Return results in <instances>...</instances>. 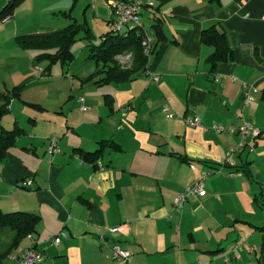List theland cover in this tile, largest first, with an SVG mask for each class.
Listing matches in <instances>:
<instances>
[{
	"label": "crops",
	"instance_id": "0c3cea01",
	"mask_svg": "<svg viewBox=\"0 0 264 264\" xmlns=\"http://www.w3.org/2000/svg\"><path fill=\"white\" fill-rule=\"evenodd\" d=\"M140 1L145 4L141 21L145 15L152 40L156 42L152 25L157 19L165 39L154 50L152 44L146 65L150 74L159 76L158 82L142 71L126 83L103 81L101 86L112 85L104 90V103L113 113L100 117L102 132L85 140L68 117L66 129L60 122L61 128L45 135L43 145L15 150L20 159L8 151L0 189L15 195L16 202L0 204V209L39 216L36 233L25 238L30 242L23 248L20 243L11 254L33 248L44 256L40 264H218L239 258L237 245L223 242L232 230L235 200L246 206V169L257 163V157L248 154L264 152V0ZM74 2L23 0L1 22L12 25L13 36L63 32L44 21L31 22L51 14L71 24L76 21L71 15ZM20 14L29 22L24 28L18 27ZM209 28L223 33L232 50L231 58L213 70L207 59L214 48L200 38ZM92 63L93 74L103 79L101 66ZM243 83L253 98L247 103ZM129 103L134 108L126 111ZM166 106L179 118L167 119ZM184 117H198L202 125L187 126ZM244 122L262 135L254 141L246 138L243 146L238 134L210 129L213 124L237 129ZM51 138L59 153L47 152ZM102 142L95 164L82 162L74 152H94ZM11 161H17L18 168H11L13 174L7 177ZM26 180L30 188L17 185ZM197 181L205 194L176 206L175 199ZM60 234L65 237L53 245L50 238ZM113 245L130 251V256L114 257Z\"/></svg>",
	"mask_w": 264,
	"mask_h": 264
},
{
	"label": "rangeland",
	"instance_id": "374dc122",
	"mask_svg": "<svg viewBox=\"0 0 264 264\" xmlns=\"http://www.w3.org/2000/svg\"><path fill=\"white\" fill-rule=\"evenodd\" d=\"M5 1L0 0V9L5 5ZM77 2L76 4L74 2L71 15L76 19L77 24L83 25L89 32L87 34L82 32L75 38L70 45L74 59L64 65L60 64L59 59L42 58L43 52L40 49L21 45L19 43V40H22L21 35L13 36L12 25L0 21V95L7 96L10 101L0 116V126L6 130L15 128L22 131L17 136L16 145L9 149V153L16 159L21 157L14 153L15 150L31 145H43L45 135L53 136V131L61 128L60 122L66 129L65 121L68 117L70 123L78 127L77 130L86 140L93 132H102L105 128V123L101 122L100 117H107L113 113L104 103V94H106L104 90L112 85H100L101 82L93 74L95 66L89 60L87 52V45L98 46L102 43V36L110 31L106 21L111 19V13L107 6L102 4L103 2L99 4L96 0L94 3L86 0ZM42 5V2H38V6ZM25 15L20 14L17 21L20 28L29 25ZM42 16V20L36 18L33 19L35 22L31 23L38 25L39 22L44 21L45 26L57 29H65L70 23L60 15ZM143 23L151 37V27L145 15ZM47 55L53 57L54 51ZM78 97L88 100L90 106L88 112L79 109ZM3 104L5 102L0 100V110ZM90 115L92 116L87 118ZM262 119L264 122V118ZM259 151L261 150L248 154L250 159L253 156L257 157L254 160L257 163L253 165L252 162L253 164L248 168L246 185H244L247 191V196L244 198L246 206L242 204L239 206V200L238 202L235 200L234 212H231L230 217L231 221L234 219L231 223L232 230H229L231 233L223 242L224 246L234 242L238 247L235 256L238 255L239 258L231 261L222 259L218 264H264V159L261 158L264 157V152ZM4 163V160L0 161V174L3 173ZM11 168L17 171V161L10 162L5 174L7 177L13 174ZM2 189H0V204L5 206L15 203V195L10 197L9 191L3 192ZM10 238L11 232L8 229L0 230V251L7 248ZM29 242L28 239L23 240L20 248ZM249 250L253 252L249 253ZM1 264H7V261L4 260Z\"/></svg>",
	"mask_w": 264,
	"mask_h": 264
},
{
	"label": "trees",
	"instance_id": "16d2710c",
	"mask_svg": "<svg viewBox=\"0 0 264 264\" xmlns=\"http://www.w3.org/2000/svg\"><path fill=\"white\" fill-rule=\"evenodd\" d=\"M23 0H8L6 5L0 10V21L10 18L17 6L21 4ZM65 15V13L63 14ZM70 17L67 12V16ZM153 36L156 42L153 43V50L158 43L164 41V36L162 34L159 20L152 25ZM87 34L89 31L81 24H77L74 19H72L71 24H69L63 32H58L49 35H28L21 36L22 40H19L21 45L26 47H35L42 50L43 57L49 60V58H54L52 60H58L60 64L64 65L71 63L74 59L70 52V45H72L75 38L80 33ZM85 37V36H84ZM201 42L207 43L214 48V53L211 54L208 59V65H211V69L217 67L220 62L227 61L231 58L232 50L227 44L226 36L221 32H218L215 28H209L201 32ZM102 43L98 46L87 45L89 60L100 65V71L98 74H104V78L99 80V82H116L122 83L130 80L139 71L147 70L148 57L142 53L141 48V35L136 33V31H131L127 36L113 34L108 31L102 36ZM54 51L53 57H48L49 52ZM124 52H131L134 55L133 62L130 68H121L115 58L118 54ZM52 62V61H51ZM97 75V73H95ZM101 84V83H100ZM106 100L110 97L105 96ZM262 99L264 100V90ZM0 100H3L5 104L2 105L0 110V116L4 110H6L7 105L10 103L7 96H1ZM0 161L6 159L8 151L10 148L16 145L17 136L22 132L19 129L13 128L12 130H6L0 126ZM104 143H100L99 147L94 152H84L81 149H74V152H78L79 158L82 162L95 164L96 161L101 157ZM248 170L246 169V175H248ZM39 222V216L27 213V212H5L0 209V230L8 229L11 232L10 242L7 248L0 251V264L9 258L10 254L16 250L20 243L27 237H33L36 233L37 224Z\"/></svg>",
	"mask_w": 264,
	"mask_h": 264
},
{
	"label": "built area",
	"instance_id": "2783aa9c",
	"mask_svg": "<svg viewBox=\"0 0 264 264\" xmlns=\"http://www.w3.org/2000/svg\"><path fill=\"white\" fill-rule=\"evenodd\" d=\"M103 1L108 11L111 13V19L108 23V27H110V32L117 35L127 36L129 32L136 31L141 35V48L142 53L146 56H150L152 52V44L154 40L149 36L146 27L143 26L141 21V16L143 15L142 10L145 7L140 0H101ZM94 3V0H92ZM91 3V4H92ZM151 6V3L149 4ZM7 20V19H6ZM134 55L131 52H124L118 54L115 58L118 65L123 69H128L131 67L133 62ZM146 76H150L153 81L158 82L159 76L155 74H150L147 70L144 71ZM242 90L244 92L243 98L245 103L253 100L251 97V93L249 91V87L247 84H242ZM80 103L81 111H88L89 107L85 104L86 99L83 97H78ZM134 108L133 103H129L125 106L126 111H131ZM163 113L165 114L167 119L179 118V116L173 113L172 109L168 106L163 108ZM184 122H186L187 126L190 127H199L202 125L198 117H184ZM211 131H214L219 134H238L240 136V146L244 145V141L246 138H251L253 141L257 138L261 137L262 132L256 127H253L251 124L244 122L237 129L226 127L220 124H213L210 127ZM58 143L54 138L48 140L47 144V152L59 153ZM251 147V151L254 150V147ZM20 188H30L32 186L30 180L21 181L17 184ZM205 194V191L202 188V185L199 181L195 182L193 185H190L183 191L176 199L174 204L176 206L182 207L184 202L191 196H202ZM111 231H116V229H112ZM62 237H65L63 234L59 236H55L50 238L53 245H57L62 241ZM111 251H113V256L120 259H126L130 256L131 252L124 250L117 245H113ZM252 251V250H251ZM43 254L40 251L34 250L33 248H26L21 253L11 254L9 256V261L11 264H40L43 260ZM201 264V263H200Z\"/></svg>",
	"mask_w": 264,
	"mask_h": 264
}]
</instances>
